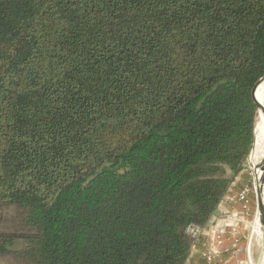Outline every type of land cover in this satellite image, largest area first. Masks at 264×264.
<instances>
[{
    "label": "trees",
    "instance_id": "1",
    "mask_svg": "<svg viewBox=\"0 0 264 264\" xmlns=\"http://www.w3.org/2000/svg\"><path fill=\"white\" fill-rule=\"evenodd\" d=\"M262 78L264 0H0V256L183 264Z\"/></svg>",
    "mask_w": 264,
    "mask_h": 264
},
{
    "label": "crops",
    "instance_id": "2",
    "mask_svg": "<svg viewBox=\"0 0 264 264\" xmlns=\"http://www.w3.org/2000/svg\"><path fill=\"white\" fill-rule=\"evenodd\" d=\"M246 174L242 169L233 179L211 219L193 239L183 264H264L253 196L238 199L249 186Z\"/></svg>",
    "mask_w": 264,
    "mask_h": 264
},
{
    "label": "rangeland",
    "instance_id": "3",
    "mask_svg": "<svg viewBox=\"0 0 264 264\" xmlns=\"http://www.w3.org/2000/svg\"><path fill=\"white\" fill-rule=\"evenodd\" d=\"M261 114L264 115L260 109H258L257 114H256V118H255V124L256 121H259L261 118ZM259 119V120H258ZM253 148L250 152L249 157L247 158L244 168L245 172L247 173L246 175L248 176V184L249 186L245 187L244 192L240 193L238 196L239 200H243L246 197L252 195L253 196V206H254V210L256 212V216H255V221L257 222V226L260 229V224H259V220H258V210H257V201H256V185H257V181H256V174H255V166L251 165V154H252ZM264 186V184H263ZM23 210L21 208H11L9 207V209L5 210V221L2 223V227L1 230L8 232L10 231V229L12 230H17L18 228V224H22L24 223V217L25 214H23ZM200 231V228H193L190 227L188 228V230H186V233L188 234V236L190 237L191 241L193 242V239L195 238V236L198 234V232ZM261 231V230H260ZM261 233V232H260ZM262 236V233H261ZM263 238V236H262ZM264 240V238H263ZM13 249H21L23 248V243H21V241H16L15 245L12 246ZM0 264H7V261L4 260L3 257L0 256Z\"/></svg>",
    "mask_w": 264,
    "mask_h": 264
},
{
    "label": "bare ground",
    "instance_id": "4",
    "mask_svg": "<svg viewBox=\"0 0 264 264\" xmlns=\"http://www.w3.org/2000/svg\"><path fill=\"white\" fill-rule=\"evenodd\" d=\"M254 95L258 102L263 106V110H260L264 114V78L256 86ZM259 120V119H258ZM254 145L251 154V165L257 167L255 168L256 183H260L261 179H264V169H261L260 163L264 157V115L261 114L259 121H256L254 129ZM264 184V182H263ZM263 201H264V186H263Z\"/></svg>",
    "mask_w": 264,
    "mask_h": 264
},
{
    "label": "water",
    "instance_id": "5",
    "mask_svg": "<svg viewBox=\"0 0 264 264\" xmlns=\"http://www.w3.org/2000/svg\"><path fill=\"white\" fill-rule=\"evenodd\" d=\"M258 83L256 84V86L258 85ZM256 86L253 89L252 95H253L255 103L258 106V109L263 110V106L261 105L260 102L257 101V99H256V97L254 95ZM260 167H261V169H264V157H263V159H262V161L260 163ZM263 182H264V179H261L260 183L258 184V186H256V201H257V210H258V214L257 215H258V220H259V224H260V230H261L262 236L264 238V201H263V198H262V196H263Z\"/></svg>",
    "mask_w": 264,
    "mask_h": 264
},
{
    "label": "built area",
    "instance_id": "6",
    "mask_svg": "<svg viewBox=\"0 0 264 264\" xmlns=\"http://www.w3.org/2000/svg\"><path fill=\"white\" fill-rule=\"evenodd\" d=\"M243 192H244V191H243ZM243 192H242V193H243ZM240 195H241V194H240Z\"/></svg>",
    "mask_w": 264,
    "mask_h": 264
}]
</instances>
